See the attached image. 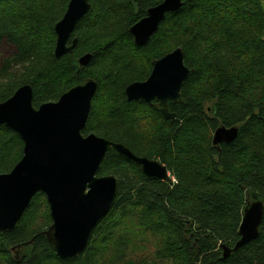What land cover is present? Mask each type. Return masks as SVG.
I'll use <instances>...</instances> for the list:
<instances>
[{
  "label": "trees",
  "instance_id": "1",
  "mask_svg": "<svg viewBox=\"0 0 264 264\" xmlns=\"http://www.w3.org/2000/svg\"><path fill=\"white\" fill-rule=\"evenodd\" d=\"M162 1L88 0L73 52L56 58L54 26L69 0H0V103L30 85L38 107L92 78L98 88L82 134L122 144L169 173L148 178L108 152L99 175L114 176L118 192L83 253L56 256L44 236L49 207L38 193L18 227L0 232V264H264V212L255 240L226 259L220 248L239 240L245 206L264 204L263 0H185L136 47L129 28ZM176 48L193 73L170 122L147 104L128 102L124 89L146 80L152 62ZM85 54L91 59L83 68ZM220 125L239 130L217 150L212 135ZM22 149L17 134L0 126V174L12 170ZM20 250L26 254L18 257Z\"/></svg>",
  "mask_w": 264,
  "mask_h": 264
},
{
  "label": "water",
  "instance_id": "2",
  "mask_svg": "<svg viewBox=\"0 0 264 264\" xmlns=\"http://www.w3.org/2000/svg\"><path fill=\"white\" fill-rule=\"evenodd\" d=\"M184 1L163 0L147 9L145 16L129 28L134 45H146L166 15L178 11ZM89 9L88 0H69L54 26L56 58L73 52L77 43L72 38L74 28ZM90 59L91 55L85 54L78 65L84 68ZM192 73L184 64L183 50L176 48L152 62L146 80L125 87L126 100L152 105L164 119L174 122L177 115L168 111V102L183 103L182 87ZM97 88L94 79L86 78L65 90L56 102L35 107L32 87L24 85L0 103V126L12 130L23 143L21 159L9 173L0 174V232L14 231L32 198L42 193L51 218L44 236L61 259H75L83 253L93 230L113 206L118 181L111 175L99 176L108 152L131 160L148 178H169L159 161L137 157L122 144L94 134H82ZM238 130L237 126H218L212 135L213 147L219 150L220 145L232 143ZM263 212L261 201L245 206L239 240L232 248L220 245L224 259L258 237Z\"/></svg>",
  "mask_w": 264,
  "mask_h": 264
},
{
  "label": "flooded vegetation",
  "instance_id": "3",
  "mask_svg": "<svg viewBox=\"0 0 264 264\" xmlns=\"http://www.w3.org/2000/svg\"><path fill=\"white\" fill-rule=\"evenodd\" d=\"M151 68H152V64H151ZM151 71V70H150ZM150 74V73H149ZM148 105V104H147ZM172 105H175L173 104L172 102H168V111L171 112V113H175L172 111ZM150 106L151 108H153L155 111H158L160 114L161 112L159 111V109H155L152 105H148ZM162 115V114H161ZM100 176V175H99Z\"/></svg>",
  "mask_w": 264,
  "mask_h": 264
},
{
  "label": "rangeland",
  "instance_id": "4",
  "mask_svg": "<svg viewBox=\"0 0 264 264\" xmlns=\"http://www.w3.org/2000/svg\"><path fill=\"white\" fill-rule=\"evenodd\" d=\"M263 4H264V0H263ZM8 50H5V52H7ZM14 252H16V251H14ZM17 254V256L18 257H21V256H23V255H25L26 254V251H24V250H20L19 252H17L16 253ZM19 254V255H18ZM21 255V256H20Z\"/></svg>",
  "mask_w": 264,
  "mask_h": 264
},
{
  "label": "built area",
  "instance_id": "5",
  "mask_svg": "<svg viewBox=\"0 0 264 264\" xmlns=\"http://www.w3.org/2000/svg\"><path fill=\"white\" fill-rule=\"evenodd\" d=\"M174 181V180H173Z\"/></svg>",
  "mask_w": 264,
  "mask_h": 264
}]
</instances>
